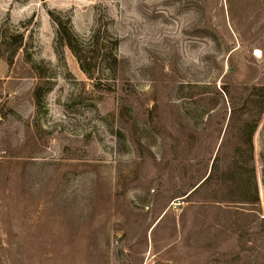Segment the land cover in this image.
<instances>
[{
	"label": "rangeland",
	"instance_id": "rangeland-1",
	"mask_svg": "<svg viewBox=\"0 0 264 264\" xmlns=\"http://www.w3.org/2000/svg\"><path fill=\"white\" fill-rule=\"evenodd\" d=\"M261 88L264 0H0V264H264V110L201 184Z\"/></svg>",
	"mask_w": 264,
	"mask_h": 264
},
{
	"label": "trees",
	"instance_id": "trees-1",
	"mask_svg": "<svg viewBox=\"0 0 264 264\" xmlns=\"http://www.w3.org/2000/svg\"><path fill=\"white\" fill-rule=\"evenodd\" d=\"M52 17L57 23L58 35L61 41L75 55L83 72H85L89 78L94 79L95 85L97 87H100L101 82L98 79V77L96 78L94 76L93 74L94 69H96V66L98 65V63L103 61L107 63V66L111 71L116 72L119 60L116 54L114 53V47L117 44V39L112 40L111 47L109 45H106V49L109 50L108 52H103V49L100 43V31L99 30L93 35L91 42L89 43L83 42L80 38L77 37L76 34H74L70 26L68 25L67 21L62 20L61 18L57 16L54 17V14H52ZM10 42L12 43L13 51L11 52L12 55L10 56V58H4L7 62H10L13 54L17 51V49L22 47L24 43V31L12 36ZM105 54H108V55H105ZM41 88L42 87H40L39 85L35 88V95L38 101L42 96ZM261 89L264 91V88H261ZM225 93L231 104V110H230V114L228 118L227 127L224 133L223 141L219 148V155L215 157V160L213 162V173L211 172L201 184H203L206 181L207 182L213 181L215 170H216L215 168H218L219 160L221 157L220 151L226 148L228 143L232 141L231 140L232 133L236 129L237 125L241 126L243 128V131H246L247 129L246 125L248 123V120H249V124H248L249 129L246 131V136H248V138L244 139L243 143L242 142L239 143L238 146L241 145L243 147L245 145L247 149L252 148L253 146L252 133L256 129V126L258 125V122L260 120V115L262 111L264 110V99L260 100V102L261 101L263 102L259 103V105L257 106L259 101L256 100L254 96H252V100L255 102V105H250L246 101H241V100L238 101L235 98L233 92L228 89H225ZM253 168H254V165H253ZM254 199L258 200L259 198L257 195H255Z\"/></svg>",
	"mask_w": 264,
	"mask_h": 264
}]
</instances>
